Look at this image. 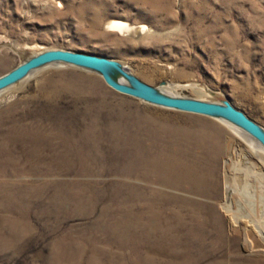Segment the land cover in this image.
<instances>
[{
    "label": "rangeland",
    "instance_id": "1",
    "mask_svg": "<svg viewBox=\"0 0 264 264\" xmlns=\"http://www.w3.org/2000/svg\"><path fill=\"white\" fill-rule=\"evenodd\" d=\"M51 48L182 96L203 83L264 126V0H0V76ZM0 264H264V153L97 74L38 71L0 94Z\"/></svg>",
    "mask_w": 264,
    "mask_h": 264
},
{
    "label": "water",
    "instance_id": "2",
    "mask_svg": "<svg viewBox=\"0 0 264 264\" xmlns=\"http://www.w3.org/2000/svg\"><path fill=\"white\" fill-rule=\"evenodd\" d=\"M60 65L97 74L111 89L141 102L217 120L235 130L251 147L264 150V126L238 109L228 97L203 83L195 85V88L206 95L204 99L168 92L142 81L124 62L103 55L62 48L43 49L23 57L15 68L0 76V94L20 86L38 71ZM247 137L254 142L251 144Z\"/></svg>",
    "mask_w": 264,
    "mask_h": 264
},
{
    "label": "bare ground",
    "instance_id": "3",
    "mask_svg": "<svg viewBox=\"0 0 264 264\" xmlns=\"http://www.w3.org/2000/svg\"><path fill=\"white\" fill-rule=\"evenodd\" d=\"M114 27H118V28H120L121 30H123V29H126L127 31H132L133 29L132 28H130L126 23H121V22H117L116 24H115V26ZM210 133L209 132H207V131H203L202 133H201V142L203 143V144H205V146L206 147H211V148H217V146L216 145H219V143L217 142V141H215V145H214V142H213V140L210 138ZM244 136V135H243ZM246 136V135H245ZM204 137V138H203ZM248 139V141H250L251 142V144H252V142H254L251 138H249V137H247ZM200 143V142H199ZM259 146V145H258ZM252 147H254L253 145H252ZM259 148H261L260 146H259ZM204 150V149H203ZM261 150H263L262 148H261ZM264 151V150H263ZM194 153V152H193ZM187 155H189V153H187ZM164 154L162 153V154H160V156H159V159H164ZM194 160L195 161H198V160H200V158H199V155H196L195 156V158H194ZM165 163V162H164ZM190 163V162H189ZM167 167V169H165L164 171H166V172H169V171H172V170H177V171H180L181 172V170H183L184 168H186V170L187 171H189V172H192V173H194V167H195V165H193V164H187V166L186 165H182L181 163H176V164H170L169 166H166ZM168 169H170V170H168ZM200 177V176H199ZM159 180H160V178H159ZM166 182V181H165ZM168 183V182H167Z\"/></svg>",
    "mask_w": 264,
    "mask_h": 264
}]
</instances>
